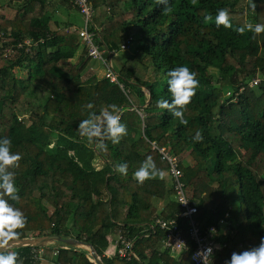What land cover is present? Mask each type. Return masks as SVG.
Returning <instances> with one entry per match:
<instances>
[{"label": "trees", "instance_id": "obj_1", "mask_svg": "<svg viewBox=\"0 0 264 264\" xmlns=\"http://www.w3.org/2000/svg\"><path fill=\"white\" fill-rule=\"evenodd\" d=\"M12 1L13 18L0 14V138L7 137L9 152L20 157L8 166L18 199L10 200L2 189L0 199L18 208L25 223L14 229L15 237L0 231V245L59 235L88 242L103 264H191V246L174 259L160 251V231L141 232L156 216L178 211L168 163L153 142L180 160L199 221L212 223L229 212L233 233L223 236L230 245L220 256L259 244L264 236V30L254 34L248 26H264V0H88L97 44L117 52L127 44L130 55L118 70L127 94L105 77L93 80L92 59L67 29L74 24L50 26V0ZM62 1L77 11L71 0ZM219 9L228 13L227 27L216 24ZM7 49L13 53L3 56ZM179 65L195 72L198 81L183 109L184 124L157 106L158 100L171 103L167 73ZM15 69H24L26 77ZM255 77L260 81L250 87ZM119 110L126 132L118 142L81 134V121ZM196 131L199 141L193 140ZM148 156L163 175L137 183L133 173ZM119 164L127 165L125 174L116 170ZM208 189L213 198L203 196ZM159 201L165 205L158 210ZM119 230L134 237L135 258L129 262L103 255ZM55 243L43 246L50 252L58 248L55 264H92L86 250ZM30 248L1 253H16L15 264H37Z\"/></svg>", "mask_w": 264, "mask_h": 264}, {"label": "built area", "instance_id": "obj_2", "mask_svg": "<svg viewBox=\"0 0 264 264\" xmlns=\"http://www.w3.org/2000/svg\"><path fill=\"white\" fill-rule=\"evenodd\" d=\"M73 7L78 11L82 18L83 26L77 27L72 25L68 30L76 33L80 39V43L86 49V56L92 60H97L104 65L105 74L104 77L113 84L119 86L124 91L122 84L119 82L118 72L115 71L112 64V56L116 55L117 51H108L104 46L97 44V29L92 27L93 10L88 0H71ZM93 28V30H91ZM66 29V30H67ZM25 45H29V41L24 42ZM17 48H21L17 45ZM127 44H122L120 50H125ZM13 53L11 49H7L3 56H7ZM107 57H104V56ZM260 79L255 77L249 83L250 87L258 85ZM127 94L126 91H124ZM242 92V89L239 90ZM133 108H129L132 110ZM122 110H119L115 115L120 119ZM141 118H144V113L138 111ZM152 148L156 149L161 157L168 163L167 176L170 179V186L173 192V199L178 206V211L173 216L168 218H162L156 216L153 220L143 226L142 233L149 234V232H155L156 230L162 233L160 240V251H166L168 255L174 259H177L186 253L190 246V262L191 264H201V260L197 253L201 252L208 246L212 247V255H208L204 258L203 264H225V261L230 258V255L224 257L220 256V252L228 248L229 242H225L222 238L227 234H232V227L234 224L230 219L229 212H225L220 216H217L211 223L209 220L199 221L196 218L197 204L192 194L189 193V187L183 180V172L179 167L180 160L173 154H169L164 148H159L153 142ZM204 222L206 223L204 225ZM32 238V237H27ZM112 244L114 249L109 252L103 253L105 257L117 256L126 262L135 258L133 244L134 237H131L126 231L119 230L114 237ZM31 260L39 262L43 260L46 254L44 247L30 246ZM65 246H60L64 248ZM88 253L87 259L92 264H95L88 248L84 247ZM58 248H54L51 251L52 256H56ZM98 256V255H97ZM17 257V255H16ZM100 259V257L98 256Z\"/></svg>", "mask_w": 264, "mask_h": 264}, {"label": "clouds", "instance_id": "obj_3", "mask_svg": "<svg viewBox=\"0 0 264 264\" xmlns=\"http://www.w3.org/2000/svg\"><path fill=\"white\" fill-rule=\"evenodd\" d=\"M160 3H166L167 0H158ZM216 24H224L228 26V13L225 9H219L216 15ZM254 34L260 33L264 30V26L259 24L248 26ZM195 72L185 65H179L171 68L168 73V92L171 94V103L168 100H158L157 106L161 108H167L171 114L179 119L181 124L186 123L183 118V109L190 101V98L194 95L198 81L195 79ZM91 107V105H89ZM102 123L94 122V119L98 117L83 120L79 123L78 127L81 130L82 135H87L89 138L92 136H106L112 140L113 143L118 142L121 134L126 132V128L123 123L119 122V117L113 115L111 112L102 113ZM103 127V132H101ZM202 139L200 131H196L193 136L194 141ZM10 140L7 137L0 138V189L8 196L12 201L18 199L16 195L17 189L13 183L14 173L8 170V166H14V162L20 159L18 153L9 152ZM116 170L125 174L127 171L126 164H119ZM163 173L156 168L150 156L146 157L137 168L133 176L137 183H142L145 179H150L157 176H162ZM25 217L23 213L14 208L7 200L0 199V231L7 230L4 234L9 238L15 237L17 233L14 231L16 228L24 226ZM199 255L201 264H203L204 258L208 255H212V247L208 246ZM16 253H8L4 255L0 253V264H15ZM225 264H264V236L259 239V244L252 248L240 251L239 253L233 251L230 258L225 261Z\"/></svg>", "mask_w": 264, "mask_h": 264}, {"label": "rangeland", "instance_id": "obj_4", "mask_svg": "<svg viewBox=\"0 0 264 264\" xmlns=\"http://www.w3.org/2000/svg\"><path fill=\"white\" fill-rule=\"evenodd\" d=\"M16 2L12 1V0H0V14H2L3 16L11 19L13 18V16L15 15V11H16ZM47 9L50 10V13L52 14V20L50 22V26L53 25V22H57L58 24L62 25V24H67L68 22L73 23L74 25H76L77 27H82L83 26V21L81 16L78 14L77 11H75L74 9H69V6L67 4L64 3V1L62 0H50L49 2V6L47 7ZM130 55V52L128 51V49H125V51H118L116 53V55L112 56V64H113V68L118 71L122 65L124 64V62L126 61V59L128 58V56ZM92 63V62H91ZM15 74H17L18 77L20 78H25L26 77V71L23 69H15ZM55 75L57 76H62L61 73L59 72H54ZM90 73L91 76H94V81L96 79H100L104 77V65H101V63H94L91 64L90 66ZM211 74L213 75V85L217 86L216 83V78L217 75L214 71H211ZM85 76L83 77V80H85ZM146 93V91H145ZM103 120V116L101 115L100 118L97 120V123H102ZM93 141L89 139V144H91ZM184 163L186 164H191V161H189L188 159H184L183 160ZM93 164L95 166H99L100 165V160H98V158H96L93 162ZM168 180H170L169 178H167ZM192 188L189 186V193L192 194ZM204 197L207 198H213V194L209 193V189L207 191L204 192L203 194ZM159 203L161 204V207H164L165 203H162L161 201H159ZM159 210V206L157 207ZM54 245H57V243H51ZM75 244V248L77 249H83L84 247H82L81 245H78V243H74ZM47 248H45L46 250ZM51 256V252L46 250V255ZM52 257V256H51ZM54 257V256H53ZM55 261V259H54ZM41 263V262H38ZM37 263V264H38ZM44 264V262H43Z\"/></svg>", "mask_w": 264, "mask_h": 264}, {"label": "water", "instance_id": "obj_5", "mask_svg": "<svg viewBox=\"0 0 264 264\" xmlns=\"http://www.w3.org/2000/svg\"><path fill=\"white\" fill-rule=\"evenodd\" d=\"M148 104V101L146 102L145 105ZM54 242H60V243H65V244H74L78 243V245H81L82 247H86L89 249L90 254L92 258L95 261V264H103L101 260L98 258L96 252L94 251L93 247L85 241H75V240H69V239H63L59 235H46L42 236L39 238H24V239H17V240H12L6 243H3L0 245V253L9 250L12 248H17L21 246H35V247H43L46 244H51Z\"/></svg>", "mask_w": 264, "mask_h": 264}, {"label": "crops", "instance_id": "obj_6", "mask_svg": "<svg viewBox=\"0 0 264 264\" xmlns=\"http://www.w3.org/2000/svg\"><path fill=\"white\" fill-rule=\"evenodd\" d=\"M79 56H78V54L76 55V57L75 58H78ZM92 62V63H91ZM94 63H96L97 64V62H96V60H90L89 61V65H91V64H94ZM116 71V70H115ZM118 72V71H117ZM147 93V92H146ZM160 207L159 209H162V207H161V204L158 202L157 203V207ZM114 237H115V233H114V235L113 236H111V238H110V240H111V245H110V250L112 249H114V246H113V244H112V241H113V239H114ZM52 245H54V244H52ZM57 246V245H56ZM49 250V249H48ZM52 256V255H51ZM50 256V254H49V256L48 255H46V256H44L43 257V260H41V261H39V262H41V263H38V264H43V262H44V264H55L54 263V257L52 256L51 257Z\"/></svg>", "mask_w": 264, "mask_h": 264}]
</instances>
